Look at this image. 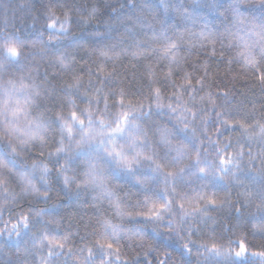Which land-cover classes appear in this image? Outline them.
Wrapping results in <instances>:
<instances>
[{"label": "snow or ice", "instance_id": "6c2138e0", "mask_svg": "<svg viewBox=\"0 0 264 264\" xmlns=\"http://www.w3.org/2000/svg\"><path fill=\"white\" fill-rule=\"evenodd\" d=\"M200 3L193 0L195 5ZM128 4L139 11L120 21L125 31L118 39L131 40L133 50L116 52L115 46L100 49L103 63L95 71L87 68L85 82L80 74L85 69L77 72L74 56L61 52L57 45L59 37L69 35L74 13L78 15L76 22L88 24L97 19L99 6L81 7L75 0H51L42 13L48 40H42V33L39 50L26 55L24 49H35L38 42L28 45L17 35L15 14L9 16L12 6L8 0H0V236L6 234L18 240L27 237L31 242V248L23 249L24 259L0 260V264H29V256L32 264H97V254L101 257L99 264H129L122 259L121 243L126 240L143 246L150 235L176 244L183 257L190 258L196 248L197 256L202 249L205 259L221 257L223 264H256L257 260L264 264V250L249 253L246 238L229 241L238 250L218 244L216 227L210 228L217 225V220L209 215L210 210L227 208L229 217L220 224L224 231L235 234L236 229L250 223L252 235L259 234L264 240V149L258 157L243 151L245 144L264 145V112L259 118L254 111L245 112L237 119L241 110H230L229 92L206 90L211 71L207 62L196 69L198 76L183 70L185 53L208 44L215 57V45L219 43L224 50L237 49L228 64H241L264 86V0H231L226 7L219 0H209L208 6L218 16L226 20L230 14L231 26L218 32L208 29L205 22L199 33H188L197 38L195 43L185 38V32L172 30L169 35L172 26H166L164 20L157 21L158 30L144 16L145 10L153 13V19L156 15L147 0L141 4L128 0ZM159 7L165 15L171 10L193 23L201 19L195 9L175 7L171 0H159ZM244 7L258 8L261 15L249 18L242 11ZM112 11L117 9L113 7ZM137 29L146 30L147 39H138ZM122 54L165 62L167 72L163 79H157L152 65H146L147 93L141 90L134 94L116 86L114 67L111 72L104 67V63L114 62ZM34 55L41 60L51 57L43 73L39 63H26ZM224 58L225 52L221 51L220 59ZM16 68L27 75L16 77L10 72ZM50 69L58 71L50 73ZM175 70L182 72L180 83L175 79L179 74ZM211 114L215 115L214 121L210 120ZM249 119L255 122L247 123ZM210 124L218 125L212 135ZM225 133L239 135L233 143L232 135L221 140ZM245 155L253 173L247 182L241 178L247 175L243 172L248 167L243 163ZM257 158L261 161L259 169L253 165ZM121 178L129 185L123 197L111 186ZM226 180L242 189L235 202L208 191L210 185ZM57 184L69 192L73 187L77 193L97 190L100 195L94 199L107 200L112 213L105 215L107 210H101L96 226L81 237L87 242L79 248L70 247L73 233H61V221L52 216L51 210L39 207L52 199ZM252 205L258 215L250 213L246 217ZM113 216L121 223H114ZM124 221L136 226L126 227ZM205 235L207 239H203ZM193 236L200 238L199 244ZM20 254L17 244V256ZM184 264H191V259Z\"/></svg>", "mask_w": 264, "mask_h": 264}, {"label": "trees", "instance_id": "16d2710c", "mask_svg": "<svg viewBox=\"0 0 264 264\" xmlns=\"http://www.w3.org/2000/svg\"><path fill=\"white\" fill-rule=\"evenodd\" d=\"M11 4V10L9 16L15 14V19L13 20V25L18 29L17 35L25 41L26 44L30 45L32 41H37V48L27 47L24 49L25 54H32L39 50V41L48 40V31L44 29L45 20L42 18V13L45 11V6H47L51 0H8ZM135 3L141 4L143 0H134ZM149 4L152 5L153 9L156 11L155 19H153V13L145 10L144 16L147 20L152 21L157 29L159 30V23L157 21L164 20L166 26H172L169 31V35H172V30L185 32L186 39H192L195 43L197 41L196 37H189L188 33H199L203 28L205 22L207 23L208 29L213 31L222 32L224 27L231 26V16L228 15V19H224L218 16L217 12L208 6L209 0H201L200 5L193 4V0H171V4L175 7L183 5L184 7H189L195 9V13L201 19L193 23L190 20H185L179 16L174 11H169L165 15L163 8L159 7V0H147ZM231 2V0H219V3L225 5V7ZM76 5L81 7L88 6H99L100 12L97 19L91 21L88 24H79L78 15H72L73 23L69 24V35L59 37V44L57 47L61 52L67 51L71 53L75 60L76 71L79 72L81 68L85 71L80 73L83 75L85 82H87V68H92L94 71L97 69V65L103 63V58L99 57L98 51L100 49H111L115 46L114 50L116 52H121L122 50H127L131 52L133 49L131 47L132 41L125 40L123 42L119 41V36L125 31V24L120 23L121 20H125L128 16H133L139 9H132L128 0H75ZM121 4L124 5L121 8ZM22 5H29L30 7H22ZM117 9L116 12L112 11V8ZM223 10V9H221ZM245 15L251 18L253 15L260 16L261 12L257 8L255 10L249 9L247 7L242 8ZM2 15V13H0ZM57 15H60L57 12ZM33 17L36 19L34 20ZM233 32L236 31L235 28L232 29ZM144 31L137 29L138 39H147L144 35ZM242 34V33H241ZM148 36L151 32H148ZM55 43V41H53ZM216 56L212 57V46L206 44L204 48L197 46L192 49L191 52L185 53L186 62L183 65V70L190 72L193 76L200 75L196 69L200 68L204 62H207L210 66L209 79L206 82L209 86L208 89L213 93L227 91L230 93V100L232 104L230 105V110L239 108L241 110V115L237 116V119H241L243 113L254 111L256 117L259 118L260 114L264 112V86H262L259 80L249 71L245 70L241 64L233 62L228 64L227 60L229 57H234L236 55V48H231L224 50L221 45L217 43ZM225 52V58L220 59V52ZM51 57H46L41 60L39 55H34L26 63H39L41 65L40 71L43 73L44 67L48 64ZM151 64L154 70V77L157 79H163L164 74L167 72L165 67V62H157L154 58H149L145 60L140 58L139 60L133 58L131 55L122 54L116 61H108L104 63L105 70L111 72L113 67L115 68L117 79L115 84L117 87H125L130 92L134 94H139L141 90L147 93V82L149 74L146 71V65ZM58 71V69H50L51 72ZM177 73L175 79L177 83L181 82L182 72L180 70H175ZM16 77L20 75H27V72H21L19 68L11 69ZM35 75V74H33ZM8 78L7 75L4 77ZM68 77H65L67 79ZM95 79V77H93ZM26 82H31L26 80ZM37 82H41L40 78L37 77ZM195 82V81H193ZM168 91H171L169 88ZM203 94V93H201ZM135 99V97H134ZM111 103V101H109ZM222 100H218L217 103H222ZM77 103H80L77 101ZM81 106H84L83 104ZM103 108V103L100 105ZM166 119V117L164 118ZM210 120H215V115H210ZM247 123H254V120L249 119ZM218 125L209 126V135L215 132V127ZM229 135H232L233 143H235V137L238 133L229 134L225 133L221 140L226 139ZM264 149V145L260 143H251L250 145L245 144L243 146V151L248 153L251 151L253 157H258V154ZM231 151V149L229 150ZM29 164L32 163L31 160L28 161ZM243 169L244 173L247 175L241 176L245 182L253 175L251 171L252 165H249V157L245 155ZM253 165L256 169L261 167V161L259 158L253 161ZM230 179V178H229ZM37 185L39 186V178L37 177ZM115 188L120 196H124L125 192L128 190L129 185L126 183L124 178L113 181L111 185ZM242 189L237 188L235 185L230 184L227 180L224 182L214 183L209 186L208 191L215 192L217 197L220 199L227 198L235 202L237 198V192ZM100 193L97 190L88 189L87 191H80L77 193L73 187L72 191H65L61 185L57 184L53 187L52 199L47 205L41 203L39 207H47L51 210L52 216L61 221V233L65 230H70L73 233L72 243L70 247L79 248L87 241L81 240V237L85 236L87 233L92 231L93 226H96L97 216L100 214L101 210H107L104 212L105 215H112L107 200L101 202L94 197H98ZM56 205V207H52ZM250 213L257 214L255 205H252L245 212L247 217ZM209 215L213 216L217 220V225H210L211 227H216V242L224 247H231L234 250H238L235 243L229 244V241H237L239 239L246 238V243L249 245L248 252L264 250V240H262L257 234L255 237L252 235V227L250 223L244 224L243 227L235 230V234L228 233L220 227L222 222H226L229 217V211L227 208L223 210H210ZM51 217H46V219ZM4 219H9L7 213L4 215ZM114 223H121V220L113 216ZM233 224L236 223L235 219L231 221ZM126 227H134L136 225L124 221ZM243 223V222H242ZM205 229V233L210 231ZM91 239V237H89ZM192 239L200 243V238L193 236ZM207 239V235L203 237ZM17 244L21 250V254L17 256ZM27 246L31 248V242L27 237H22L18 240L17 237L13 236L11 239L8 236H0V260L7 261H17L18 259H24L23 249ZM121 253L122 259L127 260L129 264L132 261H137L138 264H161V261H167V264H184L186 259H191V264H216L220 261L223 264V258L221 257H211L209 256L205 259L203 250L201 249V255L197 256L196 248H193V254L189 257L181 256L178 246L171 241L162 240V238L149 237L145 238L143 246H140V242H128L123 241L121 243ZM100 255L97 254V264H99ZM29 264H32L33 258L29 256ZM241 259H247L241 258ZM259 264V261H256Z\"/></svg>", "mask_w": 264, "mask_h": 264}]
</instances>
